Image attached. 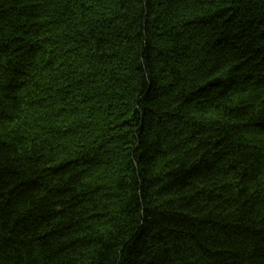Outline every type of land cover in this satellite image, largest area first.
Masks as SVG:
<instances>
[{
  "label": "trees",
  "instance_id": "obj_1",
  "mask_svg": "<svg viewBox=\"0 0 264 264\" xmlns=\"http://www.w3.org/2000/svg\"><path fill=\"white\" fill-rule=\"evenodd\" d=\"M0 264H264V0H0Z\"/></svg>",
  "mask_w": 264,
  "mask_h": 264
}]
</instances>
